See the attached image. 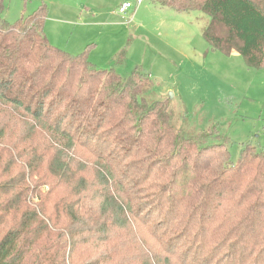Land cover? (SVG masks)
Listing matches in <instances>:
<instances>
[{"label": "trees", "instance_id": "obj_1", "mask_svg": "<svg viewBox=\"0 0 264 264\" xmlns=\"http://www.w3.org/2000/svg\"><path fill=\"white\" fill-rule=\"evenodd\" d=\"M153 2L203 12L213 49L264 68V0ZM4 9L0 264H264V148L234 161L217 126L178 127L149 98L144 67L52 44L45 4L12 23Z\"/></svg>", "mask_w": 264, "mask_h": 264}, {"label": "rangeland", "instance_id": "obj_2", "mask_svg": "<svg viewBox=\"0 0 264 264\" xmlns=\"http://www.w3.org/2000/svg\"><path fill=\"white\" fill-rule=\"evenodd\" d=\"M125 1L136 0H4L3 17L12 23L45 4L52 44L72 54L87 48L97 67L122 75L144 67L152 81L149 98L165 100L178 127L217 126L232 140L234 161L243 142L264 148V68H250L237 51L213 49L203 36V12L179 13L143 0L134 16L132 10L119 14ZM124 47V61L114 63Z\"/></svg>", "mask_w": 264, "mask_h": 264}, {"label": "built area", "instance_id": "obj_3", "mask_svg": "<svg viewBox=\"0 0 264 264\" xmlns=\"http://www.w3.org/2000/svg\"><path fill=\"white\" fill-rule=\"evenodd\" d=\"M143 2V0H136L135 2L125 1L118 7L119 14H127L131 10L133 11V16L137 12L138 7ZM132 16V17H133Z\"/></svg>", "mask_w": 264, "mask_h": 264}, {"label": "crops", "instance_id": "obj_4", "mask_svg": "<svg viewBox=\"0 0 264 264\" xmlns=\"http://www.w3.org/2000/svg\"><path fill=\"white\" fill-rule=\"evenodd\" d=\"M122 3H123V2H122ZM122 3H121V4H122ZM121 4H120V5H121ZM120 5H119V6H120ZM119 6H118V7H119ZM117 12H118V9H117ZM128 21H129V20H128Z\"/></svg>", "mask_w": 264, "mask_h": 264}]
</instances>
